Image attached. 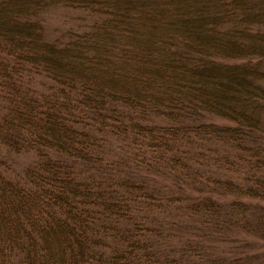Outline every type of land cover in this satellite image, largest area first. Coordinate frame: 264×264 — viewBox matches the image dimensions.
I'll return each mask as SVG.
<instances>
[{
	"label": "trees",
	"instance_id": "obj_1",
	"mask_svg": "<svg viewBox=\"0 0 264 264\" xmlns=\"http://www.w3.org/2000/svg\"><path fill=\"white\" fill-rule=\"evenodd\" d=\"M0 264H264V0H0Z\"/></svg>",
	"mask_w": 264,
	"mask_h": 264
},
{
	"label": "rangeland",
	"instance_id": "obj_2",
	"mask_svg": "<svg viewBox=\"0 0 264 264\" xmlns=\"http://www.w3.org/2000/svg\"><path fill=\"white\" fill-rule=\"evenodd\" d=\"M58 14H59L58 12H52L51 13V16H48L47 17V20H48V22L50 24V27L49 28H52L53 25H58L57 22L58 23H61L62 22L63 17H62V15H60V14L58 15ZM62 24L64 25L63 27L69 25V24H64V23H62ZM70 28H74V26H72Z\"/></svg>",
	"mask_w": 264,
	"mask_h": 264
}]
</instances>
